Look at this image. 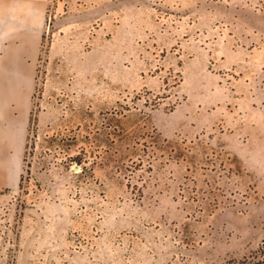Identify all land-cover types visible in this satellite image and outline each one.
Returning <instances> with one entry per match:
<instances>
[{"label": "rangeland", "instance_id": "rangeland-1", "mask_svg": "<svg viewBox=\"0 0 264 264\" xmlns=\"http://www.w3.org/2000/svg\"><path fill=\"white\" fill-rule=\"evenodd\" d=\"M17 1L0 264H264V0Z\"/></svg>", "mask_w": 264, "mask_h": 264}, {"label": "crops", "instance_id": "crops-1", "mask_svg": "<svg viewBox=\"0 0 264 264\" xmlns=\"http://www.w3.org/2000/svg\"><path fill=\"white\" fill-rule=\"evenodd\" d=\"M20 6L17 0H0V115L5 109L11 112L13 91L24 85L20 80V58L36 55L35 27L26 17L21 20ZM24 12L28 15V6Z\"/></svg>", "mask_w": 264, "mask_h": 264}]
</instances>
